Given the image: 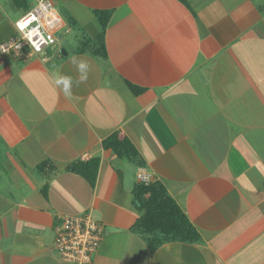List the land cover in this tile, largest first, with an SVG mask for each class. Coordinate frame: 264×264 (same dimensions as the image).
Returning a JSON list of instances; mask_svg holds the SVG:
<instances>
[{"label": "crops", "instance_id": "crops-1", "mask_svg": "<svg viewBox=\"0 0 264 264\" xmlns=\"http://www.w3.org/2000/svg\"><path fill=\"white\" fill-rule=\"evenodd\" d=\"M52 1L64 29L45 60L0 55V264H73L54 225L83 214L103 225L90 264H264V0ZM33 4L0 0V43ZM140 173L192 242L139 232Z\"/></svg>", "mask_w": 264, "mask_h": 264}, {"label": "built area", "instance_id": "built-area-1", "mask_svg": "<svg viewBox=\"0 0 264 264\" xmlns=\"http://www.w3.org/2000/svg\"><path fill=\"white\" fill-rule=\"evenodd\" d=\"M41 6L47 10H54L59 19L53 20L51 16H45L40 10ZM29 13L37 19L24 28V33L33 29L39 33L32 37L30 43L17 27V24ZM13 27L15 34L0 43V55H9L25 61L28 58L39 56L45 60L46 51L58 42L60 33L64 29V22L52 0H34L33 6L13 23ZM137 180L148 184L150 178L140 173L137 175ZM54 231L56 233L54 249L61 260L73 264H90L100 245L103 225L87 214L60 216L56 219Z\"/></svg>", "mask_w": 264, "mask_h": 264}, {"label": "trees", "instance_id": "trees-1", "mask_svg": "<svg viewBox=\"0 0 264 264\" xmlns=\"http://www.w3.org/2000/svg\"><path fill=\"white\" fill-rule=\"evenodd\" d=\"M110 142L114 144L112 147H115L116 152L126 148V153H123L127 155L128 148L125 142L117 141L116 137L112 136L105 141V146L111 145ZM97 165L98 160L92 159L86 163H76L72 170L75 173H86L88 176L87 172H93ZM133 204L142 211V215L136 222L137 229L150 236V239L158 243L164 241L192 242L195 239L196 234L186 217L159 183L138 182L133 189Z\"/></svg>", "mask_w": 264, "mask_h": 264}, {"label": "clouds", "instance_id": "clouds-1", "mask_svg": "<svg viewBox=\"0 0 264 264\" xmlns=\"http://www.w3.org/2000/svg\"><path fill=\"white\" fill-rule=\"evenodd\" d=\"M40 10L45 16H51L53 20L59 19L54 10H47L43 8V6H41ZM36 19V16L29 13L28 16H26L21 22L17 24L18 29L21 31V33H23L24 38L29 41V43L31 42L32 37L35 35H39V33L36 29L24 33V28ZM73 63L76 65L77 71L79 73V82H85L88 78V63L85 61H77L76 59H73ZM51 82L57 89H59L63 93L66 98H72V77L61 75L59 72H54L51 76Z\"/></svg>", "mask_w": 264, "mask_h": 264}, {"label": "rangeland", "instance_id": "rangeland-1", "mask_svg": "<svg viewBox=\"0 0 264 264\" xmlns=\"http://www.w3.org/2000/svg\"><path fill=\"white\" fill-rule=\"evenodd\" d=\"M58 8V7H57ZM57 10H59V9H57ZM61 12V11H60ZM55 236H56V233H55V231H54V239H55ZM103 236V235H102ZM54 251V254L55 255H57L58 257H59V254H58V252L54 249L53 250ZM59 259H60V257H59Z\"/></svg>", "mask_w": 264, "mask_h": 264}]
</instances>
